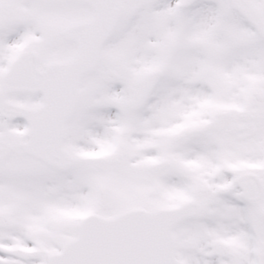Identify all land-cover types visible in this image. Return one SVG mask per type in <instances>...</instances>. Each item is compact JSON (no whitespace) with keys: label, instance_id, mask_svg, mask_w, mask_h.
I'll use <instances>...</instances> for the list:
<instances>
[{"label":"snow or ice","instance_id":"snow-or-ice-1","mask_svg":"<svg viewBox=\"0 0 264 264\" xmlns=\"http://www.w3.org/2000/svg\"><path fill=\"white\" fill-rule=\"evenodd\" d=\"M0 264H264V0H0Z\"/></svg>","mask_w":264,"mask_h":264}]
</instances>
